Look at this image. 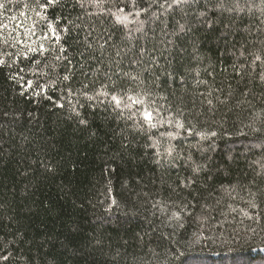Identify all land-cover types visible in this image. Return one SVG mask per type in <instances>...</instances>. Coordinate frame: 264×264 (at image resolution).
<instances>
[{
	"label": "trees",
	"instance_id": "1",
	"mask_svg": "<svg viewBox=\"0 0 264 264\" xmlns=\"http://www.w3.org/2000/svg\"><path fill=\"white\" fill-rule=\"evenodd\" d=\"M42 2L0 0V264L264 256V0Z\"/></svg>",
	"mask_w": 264,
	"mask_h": 264
},
{
	"label": "snow or ice",
	"instance_id": "2",
	"mask_svg": "<svg viewBox=\"0 0 264 264\" xmlns=\"http://www.w3.org/2000/svg\"><path fill=\"white\" fill-rule=\"evenodd\" d=\"M189 2V0H173V3L176 5H183V4H187ZM58 3V0H43L42 3L38 4V8L42 9V11H38L37 12V16H39L42 20L45 21V27L44 30L41 32L40 37H38V39L40 41H44L49 39V35H51V37L54 39V41L56 43L60 42V36L57 34L58 32V25L54 26L52 23H48V18H47V11L49 6L54 5ZM4 4H0V8H3ZM201 15H203V13H201ZM120 17H117V20H120ZM126 19V18H125ZM21 25L23 26V22H21ZM0 27L3 28H7V25H0ZM40 27L39 22H34L30 27L29 26H23V31L27 36H36V29ZM59 31H67V29H59ZM185 31H191V27L188 26L186 27V25L181 24L179 25V32L175 33V35L179 36L181 33H184ZM17 43H23L22 40H20L19 38L17 39ZM169 43H172L171 41H169ZM90 47V45H89ZM29 52H45L47 51V49L45 48V45L43 42H41L39 44L38 48H32L29 47L28 48ZM61 52L66 51V49L61 48L60 49ZM117 55H119V53H117ZM27 55H25V59H27ZM256 59H260L259 57H257ZM0 63H3V61H0ZM139 63V62H137ZM65 79H68V77L66 76ZM132 80H135L136 77H132ZM27 85L29 87H31L32 82L31 81H27ZM123 91V89L121 90ZM103 95L108 96L109 93L108 92H104ZM148 93L145 92V96H147ZM209 95H211V93H209ZM127 99L129 101H131V104L133 105H138V108L136 111H133L130 113L129 118L131 119L134 116H139L140 120L142 121V123L140 121H138L140 129H145V126L147 129H157L161 124L164 123L163 119L160 118V114L159 111L157 109H152L151 106L149 105L148 107H145V104L147 103L146 100L144 99H140L139 96H137L136 99H133V97L128 96ZM111 101L114 103L115 108L117 109H121L123 107H129V105H127L125 103V99L123 96L120 95V93L115 91V87L113 90V93L111 94ZM207 104L211 105L212 104V100L208 99L207 100ZM63 105H61L62 107ZM80 123H86L85 121L81 120ZM169 125H171L173 122L172 120L168 121ZM175 127L177 129H181V130H185V124L184 122L180 121V120H176L175 121ZM189 132H191V128L187 129ZM195 135H199L201 139H206L208 138V136H216L217 133L212 131L210 133L207 132H199V133H193ZM160 135L163 137L165 136V133H160ZM167 137L169 138V144L168 147L165 149V153L167 157L172 158L173 160H175L176 158H180L183 159V156L180 155L179 153H177L176 148L171 144V139H175V134L172 132H168L166 133ZM151 138V137H149ZM159 142H154L153 147L156 148V156L157 157H161L164 158L165 153H161L159 151V147H158ZM174 153H176V155H174ZM159 162V160L157 161ZM113 203L115 204V201H113ZM255 205H253L254 207ZM173 215L177 218H179V214L178 213H173ZM247 215V214H246ZM249 219H251V217H249ZM180 227H183V225H180ZM186 264H193V262H186Z\"/></svg>",
	"mask_w": 264,
	"mask_h": 264
},
{
	"label": "rangeland",
	"instance_id": "3",
	"mask_svg": "<svg viewBox=\"0 0 264 264\" xmlns=\"http://www.w3.org/2000/svg\"><path fill=\"white\" fill-rule=\"evenodd\" d=\"M262 251H264V249H261L259 252L262 254ZM262 256V255H261ZM233 256H229V257H224L221 260H217V261H213L206 258V257H193L190 259V261L188 262H193V264H264V256L262 257H258L252 260H247L246 258H235L233 259V261H230V258H232ZM262 261V262H260ZM186 264V263H185Z\"/></svg>",
	"mask_w": 264,
	"mask_h": 264
}]
</instances>
